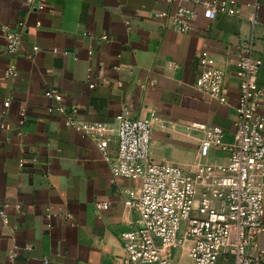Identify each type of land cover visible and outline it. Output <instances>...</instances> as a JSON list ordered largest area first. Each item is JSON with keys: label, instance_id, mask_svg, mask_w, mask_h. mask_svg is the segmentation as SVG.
<instances>
[{"label": "crops", "instance_id": "1", "mask_svg": "<svg viewBox=\"0 0 264 264\" xmlns=\"http://www.w3.org/2000/svg\"><path fill=\"white\" fill-rule=\"evenodd\" d=\"M236 3L238 16L208 20L191 0H42L41 9L0 0V197L9 202L7 222L0 219V264H115L124 257L119 235L136 217L124 206L125 192L136 183L114 178L95 140L48 108L75 107L78 120L112 128L125 110L153 119L151 161L193 171L202 133L191 124L218 126L233 140L235 62L248 43L260 65L264 118V0ZM179 6L195 12L189 33L170 28ZM2 26L20 37L16 55L5 51ZM204 50L225 73L224 104L195 89ZM8 67L16 79L4 76ZM49 89L60 97H45ZM205 162L224 165L227 156L212 148ZM260 178L264 186V163ZM99 202L109 209L95 212Z\"/></svg>", "mask_w": 264, "mask_h": 264}, {"label": "built area", "instance_id": "2", "mask_svg": "<svg viewBox=\"0 0 264 264\" xmlns=\"http://www.w3.org/2000/svg\"><path fill=\"white\" fill-rule=\"evenodd\" d=\"M163 1L170 4L176 0ZM191 2L202 9L208 20L240 14L236 0ZM26 4L42 8V0H26ZM194 17V10L179 6L171 17V30L189 33ZM1 31L5 51L16 55L19 35L7 26H2ZM198 60L200 73L195 89L224 104L225 73L208 51H201ZM235 68L239 95L233 140L226 142L224 131L218 126L191 124L192 129L202 133L200 159L193 171L151 161L153 119H134L125 110L115 118L116 127L112 128L78 120L75 107L66 109L59 105L47 109L48 113L62 115L65 126L95 140L114 178L136 183L126 190L124 200V206L136 217L130 222V229L119 235L124 257L115 264H176L178 255H184L191 264H264V186L260 178L264 163V118L258 112L262 96L257 81L260 65L250 44L240 45ZM4 76L16 79L18 72L8 67ZM88 87L93 89L95 84L89 83ZM44 95L60 97L56 89H49ZM8 106L6 101L3 109ZM25 119L26 111L21 109L18 125H23ZM112 138L116 139L113 156L109 152ZM212 148L226 154V164L205 162ZM19 166L23 163L19 162ZM8 206L9 202L0 197L3 222L8 220L5 212ZM14 209L20 212L21 205H14ZM108 209V203L95 204V212ZM13 257L11 254L10 258Z\"/></svg>", "mask_w": 264, "mask_h": 264}, {"label": "rangeland", "instance_id": "3", "mask_svg": "<svg viewBox=\"0 0 264 264\" xmlns=\"http://www.w3.org/2000/svg\"><path fill=\"white\" fill-rule=\"evenodd\" d=\"M176 264H191V263L185 256L178 255L176 259Z\"/></svg>", "mask_w": 264, "mask_h": 264}]
</instances>
